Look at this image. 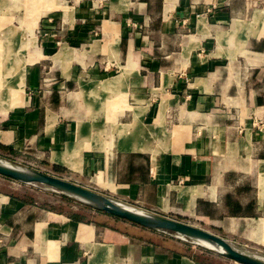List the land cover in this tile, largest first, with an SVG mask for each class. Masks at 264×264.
Wrapping results in <instances>:
<instances>
[{
  "label": "crops",
  "instance_id": "obj_1",
  "mask_svg": "<svg viewBox=\"0 0 264 264\" xmlns=\"http://www.w3.org/2000/svg\"><path fill=\"white\" fill-rule=\"evenodd\" d=\"M9 24L35 44L0 111L3 156L264 247V0H0ZM22 197L0 193V264H223L162 231Z\"/></svg>",
  "mask_w": 264,
  "mask_h": 264
},
{
  "label": "rangeland",
  "instance_id": "obj_2",
  "mask_svg": "<svg viewBox=\"0 0 264 264\" xmlns=\"http://www.w3.org/2000/svg\"><path fill=\"white\" fill-rule=\"evenodd\" d=\"M2 15H4V13H2ZM2 17H4V16H2ZM5 17H7V16H5ZM0 28L2 29V31L0 32V39L2 40L3 45H4L3 60L7 61V62L3 63V65L8 64V58H9V47H8L9 43H8V41L12 42V43L15 41L18 45V48L15 49L14 53L12 51V60H11V64H10V66H11L10 68L13 69V71H14V72L12 71L10 81L13 82V83L11 82V84H13V87H15L14 88L15 93L12 91L8 100H5V101H3V103L0 104V111H6V110H9L10 108H12L13 104L16 102V97H17L16 96L17 95L16 90L18 92L22 89L23 66H24V64L29 62V60H26L24 58V53H25L24 50L28 46L34 47L35 37L32 33L29 34V38H25L26 37L25 33H24V35L21 36V34L18 33L19 30L17 28L13 27L11 24H9L5 27L0 26ZM7 31H11V32L8 33ZM9 104L11 106H9ZM0 161L10 163L13 165H18L21 167L35 169V170L41 171L45 174L55 176V177H58L61 179H65L69 182L75 183L79 186H82L84 188L92 190V188H90V184L88 183L86 176L84 179H82L78 175H74L68 170H66V171L64 169L54 170L51 168V166L48 167L46 164H41V163L37 162L35 158L33 159L32 155L23 154V155L17 156L16 158L13 159V158H10L7 156H3L0 153ZM1 177H2V175H0V178ZM3 178H6V177L3 176ZM7 179L10 182H12L13 184L8 185V183H6V185H5V183L0 182V193L11 191L13 193H16L17 196H24L22 198H26V201H29L30 203H34V205H36L40 208L48 209V210H52V211L62 212V213H66V214L72 213L73 211H77V212H79V210L82 211L83 203H81L78 200L73 199L72 197H69V196L64 197L59 192H56L55 190H53L52 188H50L48 186H45V185H42L39 183H23V182H19V181L10 179L8 177H7ZM98 218H100V217L98 216ZM101 218L106 222H111V224L114 226L121 225L122 222H125L123 220H120V219L117 220V219H113V218H112V220H110L111 217H109L107 215H106V217L104 216ZM174 219L188 223L190 225H193L195 227H198V228H201L205 231H208L212 234H215V235L223 238L225 241H227L230 244V246H232L233 248H235V249H237V250H239V251H241V252H243L249 256L260 257V258L264 259V247H262V246H259V245L253 244V243L251 245H248V244L242 245V244H239L238 241L226 240L225 235L223 233H221L220 231L215 230L213 227L209 226L208 224H201L199 221L193 220L192 218L180 217V218H174ZM166 233H170V232L166 231ZM186 242H188V245L191 246L193 249L203 251V253L207 254V257L209 256L212 260H213V256H216L217 258H219L216 260H219L218 262H220V263H223V264H239V263H236V262H234L228 258L223 257L222 255H220V254H218V253H216L210 249L205 248L204 246L199 244L196 240H192V239L187 238Z\"/></svg>",
  "mask_w": 264,
  "mask_h": 264
},
{
  "label": "water",
  "instance_id": "obj_3",
  "mask_svg": "<svg viewBox=\"0 0 264 264\" xmlns=\"http://www.w3.org/2000/svg\"><path fill=\"white\" fill-rule=\"evenodd\" d=\"M0 175L23 183H39L48 186L56 192L72 197L90 208L103 211L107 214L147 229L164 230L172 234L182 236L185 239L188 238L196 241H206L216 245L220 249V251H212L236 263L264 264L263 258L249 256L230 246V244L223 238L201 228L174 218L148 213L143 210L121 204L110 200L100 193L89 190L65 179L51 176L35 169L21 167L2 161H0Z\"/></svg>",
  "mask_w": 264,
  "mask_h": 264
},
{
  "label": "bare ground",
  "instance_id": "obj_4",
  "mask_svg": "<svg viewBox=\"0 0 264 264\" xmlns=\"http://www.w3.org/2000/svg\"><path fill=\"white\" fill-rule=\"evenodd\" d=\"M2 31V29L0 28V32ZM8 33L11 31H7ZM7 50V49H6ZM8 52V51H7ZM7 54V53H6ZM5 65H2V67ZM10 65H7L6 67H4V71L6 70V72L3 75V79L0 81V104L3 103V101L8 100V98L10 97L12 91L14 92V88L13 84H11L12 81H10L11 78V74L13 69L10 68ZM14 72V71H13ZM13 83V82H12ZM9 84V85H8ZM8 85V86H7ZM18 86V85H17ZM15 93V92H14ZM13 93V94H14ZM17 93V90H16ZM12 94V95H13ZM15 95V94H14ZM11 99V98H10ZM9 102V101H8ZM8 105V104H7ZM9 106H11L9 104ZM5 108V107H4ZM7 109V108H6ZM59 159L58 158V154H55L52 157V161H55ZM3 162V161H2ZM6 163V162H5ZM199 244H201L202 246H205L211 250H215V251H220L219 247H217L214 244L208 243L206 241H197Z\"/></svg>",
  "mask_w": 264,
  "mask_h": 264
},
{
  "label": "trees",
  "instance_id": "obj_5",
  "mask_svg": "<svg viewBox=\"0 0 264 264\" xmlns=\"http://www.w3.org/2000/svg\"><path fill=\"white\" fill-rule=\"evenodd\" d=\"M51 168L52 169H54V170H61L62 168L61 167H59V166H57V165H51ZM7 178V177H6ZM62 196H64V197H68L67 195H65V194H62V193H60ZM82 207H84V208H88V209H90V207L89 206H87V205H85V204H83L82 205ZM93 209V208H92ZM93 210H95L96 212H99V213H103V214H106L107 216H110V217H112L113 219H120V220H123V219H121V218H118V217H115V216H113V215H110V214H107V213H105V212H103V211H100V210H97V209H93ZM74 217V216H73ZM77 218V217H76ZM123 221H125V222H128V221H126V220H123ZM128 223H130V224H133V223H131V222H128ZM133 225H136V224H133ZM138 226V225H137ZM141 227V226H140ZM142 228H144V227H142ZM147 229V228H146ZM159 231H162V232H166V231H164V230H159Z\"/></svg>",
  "mask_w": 264,
  "mask_h": 264
},
{
  "label": "built area",
  "instance_id": "obj_6",
  "mask_svg": "<svg viewBox=\"0 0 264 264\" xmlns=\"http://www.w3.org/2000/svg\"><path fill=\"white\" fill-rule=\"evenodd\" d=\"M164 233H166V232H164ZM166 234H167V235H170V236H172V237H175V238H177V239H179V240L186 241V239H185L184 237H182V236L175 235V234H172V233H166Z\"/></svg>",
  "mask_w": 264,
  "mask_h": 264
}]
</instances>
